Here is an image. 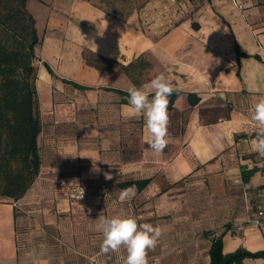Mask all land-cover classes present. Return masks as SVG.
Returning <instances> with one entry per match:
<instances>
[{
	"label": "crops",
	"instance_id": "crops-1",
	"mask_svg": "<svg viewBox=\"0 0 264 264\" xmlns=\"http://www.w3.org/2000/svg\"><path fill=\"white\" fill-rule=\"evenodd\" d=\"M190 1H200L194 12L183 19L181 12L171 24L162 16L159 20L170 21L169 26L146 36L131 34L121 21L89 9L97 17L91 31L97 54L117 63L118 52L132 58L118 63L123 69L119 85L72 80L90 89L50 88L49 101L38 111L37 176L21 196L0 195V264H118L127 255L124 249L100 253L103 237L94 230L99 214L159 225L162 235L148 253L149 264L157 259L159 264H208L210 231L223 234V252L238 247L264 251V232L254 225H243L238 237L231 234L248 214L243 188V203L221 232L212 221L187 217L185 209L187 199V209L197 210L205 182L214 201L217 191L225 192V183L264 184V157L252 146L259 129L251 119L264 96L262 0L182 2ZM88 8L95 7L81 2L74 9ZM141 56L138 67L143 74L146 70L145 79L129 81L126 67ZM88 68L96 76L105 69L97 63ZM42 71L47 85L58 78ZM160 73L180 93L168 107V144L157 154L148 146L144 118L128 116V97L106 87L128 92ZM77 92L90 95L82 99ZM68 94L73 98H66ZM244 172L248 182L242 179ZM143 179L147 185L135 188L131 200L119 199L122 190ZM74 186L84 190V199L69 197ZM210 206L216 216L215 202ZM153 218H159L156 224ZM199 229L201 234L194 237ZM242 264H264V257L244 258Z\"/></svg>",
	"mask_w": 264,
	"mask_h": 264
},
{
	"label": "rangeland",
	"instance_id": "rangeland-1",
	"mask_svg": "<svg viewBox=\"0 0 264 264\" xmlns=\"http://www.w3.org/2000/svg\"><path fill=\"white\" fill-rule=\"evenodd\" d=\"M182 1L185 0H174L170 4H152L154 0H25L22 13H29L33 16V27L36 29L39 41V44L35 47L33 59L37 75L35 86L37 89L38 111L41 104L49 101L50 88H72L71 85L61 82L62 77L76 82L102 85H119L120 81H122L118 80L117 77L122 69V67L118 66V63L119 61L128 63L132 57L129 53L125 57L118 52V56L116 57L119 60H117V63L97 54L91 42V31L94 24L97 23V17H95L96 14L90 13L91 10L89 9L110 19L121 21L126 26V31H129L131 34L135 32L146 36V33H151L152 30L157 32L160 27H168L169 22L171 21V24L173 19L176 18L174 16H178L181 12L183 13L182 17H180L181 19L184 16L187 17L189 12H194L197 2H200L190 1V3L185 2L186 4H184ZM81 2L90 4L95 8H88V10L74 9ZM0 6L3 9L0 10V13L8 11V6H6L5 2L0 3ZM162 16L164 17V19L162 18L164 21L167 18L170 21L166 22V24L161 22L162 19L159 20V18ZM1 31L0 35H3ZM140 58L135 59L134 57L133 62L126 67L129 81L138 79L139 82L145 79L146 70H144L143 74L141 68L138 67L142 63V60H144V56ZM43 61H46L50 65L52 71L58 77H52L49 85L43 82L46 79V74L42 71H45ZM94 63L100 64V66L105 68L102 69L103 72L98 71L97 76L90 72L88 68L90 64ZM77 95H80L83 99L87 98L90 94L87 92H77L75 96ZM65 97L72 99L73 94L65 95ZM136 124H138L137 121ZM235 183V186L231 187L228 183H225V192L219 194L222 192V189L221 191H217L216 200L214 201V199L210 200L208 196V184L205 182L204 190L200 191V203L196 207L197 210L192 211L187 209V205L189 204H187L188 200L186 199V216L192 218L197 216L198 220L200 219L204 222L212 221L215 225L218 224L215 229L221 232L224 226L229 223L228 217L235 216L243 203L242 188L244 186L240 181H236ZM212 202L216 204V216L211 211L209 212ZM157 219L159 218H153L154 224H156ZM193 233H195L194 237H196L201 234V230H195Z\"/></svg>",
	"mask_w": 264,
	"mask_h": 264
},
{
	"label": "trees",
	"instance_id": "trees-1",
	"mask_svg": "<svg viewBox=\"0 0 264 264\" xmlns=\"http://www.w3.org/2000/svg\"><path fill=\"white\" fill-rule=\"evenodd\" d=\"M3 2L8 11L0 15L3 34L0 35V195L16 198L24 194L35 179L41 162L37 143L41 131L35 86L37 75L33 65L39 41L33 16L22 13L24 0H0ZM260 4L264 8V0ZM43 65L47 72L56 76L49 64L43 62ZM61 82L81 90L90 89L64 77ZM106 89L129 97V93L121 89ZM179 93V90L174 91L169 97L168 107ZM242 179L249 181L247 172L242 173ZM147 183V179L137 180L131 187L134 184L140 190ZM222 235L211 236L208 264H242L244 258L264 257V251L252 253L242 247L223 252Z\"/></svg>",
	"mask_w": 264,
	"mask_h": 264
},
{
	"label": "clouds",
	"instance_id": "clouds-1",
	"mask_svg": "<svg viewBox=\"0 0 264 264\" xmlns=\"http://www.w3.org/2000/svg\"><path fill=\"white\" fill-rule=\"evenodd\" d=\"M96 50V49H95ZM223 74V73H221ZM177 89L164 73H160L140 87L132 86L128 89V104L124 106L128 116L144 118L148 132L149 148L159 154L168 144L169 126V97ZM251 119L256 123L259 131L252 140L254 150L264 157V96L254 105ZM107 179H112L105 174ZM136 195L135 187L121 191V201L131 200ZM83 197V189L80 199ZM94 230L102 234L100 253H119L124 249L126 256H120L122 264H149L148 253L153 251L162 235V228L151 223H139L134 217H106L99 214L95 219ZM159 264V260L155 261Z\"/></svg>",
	"mask_w": 264,
	"mask_h": 264
},
{
	"label": "built area",
	"instance_id": "built-area-1",
	"mask_svg": "<svg viewBox=\"0 0 264 264\" xmlns=\"http://www.w3.org/2000/svg\"><path fill=\"white\" fill-rule=\"evenodd\" d=\"M256 131L258 132L259 130ZM243 190L248 200L246 205L248 214L244 220V223L231 228V234L235 237H238L240 235L239 230L245 224L251 226L254 225L262 232H264V184L261 186H252L250 184H245ZM81 194H82L81 187L74 186L71 187L69 190V197L71 199H76V200L84 199L85 197L84 190H83V197L80 199ZM211 236L214 237L215 235L211 234Z\"/></svg>",
	"mask_w": 264,
	"mask_h": 264
}]
</instances>
